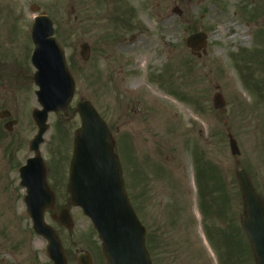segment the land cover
<instances>
[{
    "label": "rangeland",
    "instance_id": "rangeland-1",
    "mask_svg": "<svg viewBox=\"0 0 264 264\" xmlns=\"http://www.w3.org/2000/svg\"><path fill=\"white\" fill-rule=\"evenodd\" d=\"M164 1L0 0V111L10 113L0 118V264H52L45 240L31 231L18 174L32 156L31 111L40 108L29 61L31 4L52 20L75 81L67 116L48 114L40 147L56 195L54 213L68 207L74 225L67 231L45 212L68 264H77L83 251L93 264H105L89 248L90 237L82 239L90 230L88 219L66 196L81 100L90 101L110 128L138 217L150 232L157 226L166 242L175 243V229H187V244L200 250L203 220L206 230L218 228L209 224L213 220H239L237 167L264 201V0H174L168 29L158 17ZM189 3H195L192 14L185 8ZM209 13L215 17L207 19ZM196 32L205 34L203 54L185 45ZM82 42L90 49L86 62L79 55ZM216 91L225 115L212 107ZM8 119L15 120L10 132L3 128ZM227 133L236 140L238 156L230 153ZM199 188L209 201L207 215L199 208ZM177 219L181 223L174 227ZM248 253L245 249L243 264H253Z\"/></svg>",
    "mask_w": 264,
    "mask_h": 264
},
{
    "label": "water",
    "instance_id": "water-1",
    "mask_svg": "<svg viewBox=\"0 0 264 264\" xmlns=\"http://www.w3.org/2000/svg\"><path fill=\"white\" fill-rule=\"evenodd\" d=\"M31 9L36 11L37 7L32 5ZM53 33L52 23L47 16L35 17L31 30L34 43L31 62L36 68L33 80L38 86L35 95L41 109H34L31 114L37 132L29 148L35 156L29 158L20 169V184L26 187L24 202L32 230L47 241V256L53 264H67L58 236L43 219L44 210L53 209L54 196L47 186L45 168L39 154V146L48 129V113L62 111L66 115L74 92V80ZM204 37L203 33L193 34L186 44L191 51H198L205 46ZM80 53L83 60L88 59L87 44L81 45ZM213 107L219 109L221 114L226 112L225 102L218 92L213 95ZM77 110L81 127L73 142L69 166L71 202L90 219L101 240L107 264H151L144 246L145 230L128 200L121 166L113 152L111 134L89 101L79 102ZM8 116V111L0 112V118ZM13 124L14 121H9L4 128L11 130ZM228 138L231 154H238L232 135L228 134ZM236 175L244 202L241 224L250 241L255 264H264V205L241 168L236 170ZM58 220L67 229L72 228L66 209L60 211ZM78 264H90L89 256L81 254Z\"/></svg>",
    "mask_w": 264,
    "mask_h": 264
},
{
    "label": "flooded vegetation",
    "instance_id": "flooded-vegetation-1",
    "mask_svg": "<svg viewBox=\"0 0 264 264\" xmlns=\"http://www.w3.org/2000/svg\"><path fill=\"white\" fill-rule=\"evenodd\" d=\"M128 165L132 171L131 159ZM64 174L60 173L62 179ZM67 174L68 166H66V177ZM66 184L67 178L65 181L66 196H69ZM180 223L181 220L177 219L174 227ZM211 223H214L213 225L219 229L206 230L202 222V234L197 236L203 244L200 250L196 244L192 247L187 244V229L180 231L175 229V237H172L175 238V243L166 242L163 238V232L158 230L157 226L152 232L145 229V240L152 264H243L244 231L240 222L221 219ZM89 232L90 239L97 240L95 232L93 230H89ZM94 248H99V244L98 246L95 245Z\"/></svg>",
    "mask_w": 264,
    "mask_h": 264
},
{
    "label": "bare ground",
    "instance_id": "bare-ground-1",
    "mask_svg": "<svg viewBox=\"0 0 264 264\" xmlns=\"http://www.w3.org/2000/svg\"><path fill=\"white\" fill-rule=\"evenodd\" d=\"M132 1L138 2L139 0H132ZM172 4H174V0H165L162 5L163 11L158 15L160 23L162 27L165 29L169 28L170 23L172 21V14L170 11V6ZM185 8L188 13L192 14L195 8V3H189L185 6ZM214 17L215 15H212L211 13H209V15L207 16V19H213Z\"/></svg>",
    "mask_w": 264,
    "mask_h": 264
}]
</instances>
